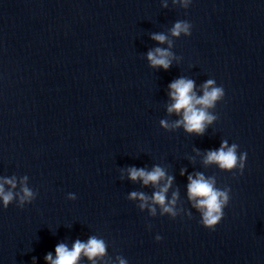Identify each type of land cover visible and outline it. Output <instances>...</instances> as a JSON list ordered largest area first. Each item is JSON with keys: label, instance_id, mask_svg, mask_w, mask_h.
<instances>
[{"label": "water", "instance_id": "1", "mask_svg": "<svg viewBox=\"0 0 264 264\" xmlns=\"http://www.w3.org/2000/svg\"><path fill=\"white\" fill-rule=\"evenodd\" d=\"M178 20L190 37L171 36ZM156 33L172 42L167 71L147 60L168 47ZM181 77L198 95L210 78L224 89L202 136L161 126L179 119L168 85ZM223 140L247 153L242 175L203 163ZM155 166L173 178L175 219L130 198L158 189L128 169ZM196 173L231 189L212 231L188 198ZM13 176L37 195L0 208V264H46L90 236L107 244L101 264H264V0H0V177Z\"/></svg>", "mask_w": 264, "mask_h": 264}, {"label": "clouds", "instance_id": "2", "mask_svg": "<svg viewBox=\"0 0 264 264\" xmlns=\"http://www.w3.org/2000/svg\"><path fill=\"white\" fill-rule=\"evenodd\" d=\"M182 7L188 8L192 0H174ZM167 7V5H165ZM192 25L185 20H178L171 29V36L179 38L181 35L190 37ZM152 40L160 45L167 44L168 47H156L147 53V60L152 68H159L167 71L174 58L170 51L172 42L168 36L163 33L152 35ZM195 82L188 78H179L168 85V95L171 103L167 107L168 114H176L179 119L171 125L166 120H162L161 126L166 130L169 128L183 127L188 134L202 136L207 127L210 126L217 116L211 111L215 109L218 103L224 99V89L218 86L214 79H207L201 86L198 95L195 90ZM247 160L246 152H239V146L236 143L229 145L227 140L221 141L220 147L215 150H209L204 156L205 166L215 165L221 171L243 174ZM184 175V172H181ZM128 177L131 181H142L143 186L152 185L158 190L153 192L151 198L143 193L133 192L130 198L141 201L139 207L141 210L148 208L151 215L156 214L155 205L160 206V214H168L175 219L177 212L174 208L177 200V193H173L172 199L166 202V194L172 185L173 178L167 176L164 169L155 166L151 171L145 168L132 167L128 169ZM187 194L189 201L200 213L201 225L209 230H214L224 217V210L230 202V188L221 189L216 187L214 177H205L202 173H196L195 176H188ZM28 177L25 176L19 181L15 176L0 177V208L7 209L14 201L19 208L26 204H31L36 198V193L28 186ZM19 185V191H15ZM68 199L75 200L76 195L68 194ZM156 241L161 237L157 235ZM107 244L102 238L90 236L87 240L76 239L71 247L66 243H59L55 246L53 253L49 252L44 259L46 264H82L87 260L88 264H101L106 256ZM118 264H128L123 257H117Z\"/></svg>", "mask_w": 264, "mask_h": 264}]
</instances>
